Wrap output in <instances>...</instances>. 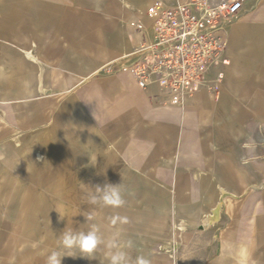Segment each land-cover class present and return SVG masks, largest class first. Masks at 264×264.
Returning <instances> with one entry per match:
<instances>
[{
  "label": "crops",
  "instance_id": "0c3cea01",
  "mask_svg": "<svg viewBox=\"0 0 264 264\" xmlns=\"http://www.w3.org/2000/svg\"><path fill=\"white\" fill-rule=\"evenodd\" d=\"M155 1L0 0V264H46L92 223L96 259L62 264H108L113 240L150 264H264V0L228 27L220 91L181 106L121 70ZM106 183L123 206L88 203Z\"/></svg>",
  "mask_w": 264,
  "mask_h": 264
},
{
  "label": "built area",
  "instance_id": "2783aa9c",
  "mask_svg": "<svg viewBox=\"0 0 264 264\" xmlns=\"http://www.w3.org/2000/svg\"><path fill=\"white\" fill-rule=\"evenodd\" d=\"M242 0H156L151 28L121 70L168 106H181L202 90L217 94L224 78L227 32Z\"/></svg>",
  "mask_w": 264,
  "mask_h": 264
},
{
  "label": "clouds",
  "instance_id": "9594fccd",
  "mask_svg": "<svg viewBox=\"0 0 264 264\" xmlns=\"http://www.w3.org/2000/svg\"><path fill=\"white\" fill-rule=\"evenodd\" d=\"M124 191L121 183H106L103 186H96L94 193L90 194L88 203L100 207H120L125 204ZM87 222L93 221L94 217L89 214L85 216ZM119 220L126 223L127 218L116 217L112 220L115 224ZM104 243V237L96 223H92L88 231H74L65 229L60 236L61 250H53L46 258V264H62L65 257H82L89 261L96 259L95 253L101 244ZM131 244H118L114 240L107 245L105 258L108 264H150V261L144 257H136L133 260L130 251ZM74 250H78L81 255H76Z\"/></svg>",
  "mask_w": 264,
  "mask_h": 264
},
{
  "label": "bare ground",
  "instance_id": "6f19581e",
  "mask_svg": "<svg viewBox=\"0 0 264 264\" xmlns=\"http://www.w3.org/2000/svg\"><path fill=\"white\" fill-rule=\"evenodd\" d=\"M259 136V135H258ZM262 139V138H261Z\"/></svg>",
  "mask_w": 264,
  "mask_h": 264
}]
</instances>
